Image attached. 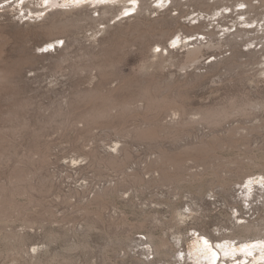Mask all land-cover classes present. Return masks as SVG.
Returning <instances> with one entry per match:
<instances>
[{"label": "rangeland", "instance_id": "1", "mask_svg": "<svg viewBox=\"0 0 264 264\" xmlns=\"http://www.w3.org/2000/svg\"><path fill=\"white\" fill-rule=\"evenodd\" d=\"M174 1L0 0V264H264V2Z\"/></svg>", "mask_w": 264, "mask_h": 264}, {"label": "bare ground", "instance_id": "2", "mask_svg": "<svg viewBox=\"0 0 264 264\" xmlns=\"http://www.w3.org/2000/svg\"><path fill=\"white\" fill-rule=\"evenodd\" d=\"M128 1V0H127ZM130 1V0H129ZM139 1V0H138ZM142 1V4H141V6L143 7L144 5H146V9H150V5L148 4V2H146V0H141ZM193 1H195V0H190L189 2H193ZM197 1V3L199 4L198 5V7L200 6V9L202 10V11H206V12H211V10L213 11L214 9L215 10H217V9H219L220 8V6L218 5V2H214V3H210V2H208L207 0H196ZM241 1H243L244 3H246L247 5H248V11H250V10H252L253 9V7H254V4H253V0H241ZM259 1H263L264 2V0H259ZM174 2H176V0L174 1ZM236 2V1H235ZM124 3V2H123ZM127 3V2H126ZM131 3V2H130ZM166 2H164V4H165ZM164 4H161V5H164ZM225 5V4H224ZM150 6V7H149ZM229 6L231 7L232 5L231 4H227L226 3V7H228L229 8ZM145 7V6H144ZM144 7H143V9H144ZM103 9L105 10V12H108L109 10L107 9V7H103ZM107 9V10H106ZM132 9V8H131ZM181 9V8H180ZM221 11V10H220ZM184 12V11H183ZM218 13V12H217ZM242 13V12H241ZM186 14V13H185ZM189 14V13H188ZM182 15H183V13H182ZM54 26L56 25V23H54L53 24ZM261 26H263L264 27V24L263 25H261ZM200 27V26H199ZM245 31H247V30H245ZM242 32H243V30H237L236 32H234V34H237V35H242ZM209 33L210 34H212V33H214V30H211V31H209ZM163 51V50H162ZM190 51H195V52H199L200 51V48L199 47H195V48H191L190 49ZM110 107V106H109ZM113 109V107H111L109 110L111 111ZM105 110H106V108H105ZM109 110H107V111H109ZM106 111V112H107ZM98 112V111H97ZM103 112H104V110H103ZM96 113V112H95ZM100 113V112H99ZM179 178V177H178ZM177 194V193H176ZM253 227H252V225H246V229L247 230H251ZM257 234H260V233H257ZM254 249V248H253Z\"/></svg>", "mask_w": 264, "mask_h": 264}]
</instances>
